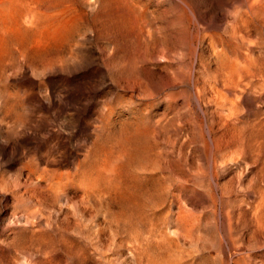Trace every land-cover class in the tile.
Returning <instances> with one entry per match:
<instances>
[{"label": "rangeland", "instance_id": "1", "mask_svg": "<svg viewBox=\"0 0 264 264\" xmlns=\"http://www.w3.org/2000/svg\"><path fill=\"white\" fill-rule=\"evenodd\" d=\"M262 1L0 0V264H264Z\"/></svg>", "mask_w": 264, "mask_h": 264}, {"label": "bare ground", "instance_id": "2", "mask_svg": "<svg viewBox=\"0 0 264 264\" xmlns=\"http://www.w3.org/2000/svg\"><path fill=\"white\" fill-rule=\"evenodd\" d=\"M251 1H253V0H249V2L250 3H248L249 4V6H248V9H249V7H250V9H252V11L254 10V5H253V2H251ZM264 1V0H263ZM263 1H262V3L261 4H263L264 5V3H263ZM261 2V1H260ZM253 5V6H252ZM259 10H255V11H253L255 14H256V12H258ZM249 13H250V11H248ZM250 15V14H249ZM262 15H264V13L262 14ZM253 16V15H252ZM148 29V27L145 29V30H147ZM150 30V29H149ZM148 31V30H147ZM155 31V30H154ZM142 32V31H141ZM158 32V31H157ZM144 33V32H143ZM148 35H150V33H148ZM207 38V37H206ZM146 42V41H145ZM202 43V42H201ZM211 43V42H210ZM205 44V43H204ZM148 45V44H147ZM147 47V46H146ZM219 47V46H218ZM221 47V46H220ZM147 48H149V47H147ZM214 49V48H213ZM153 52H154V50H153ZM144 55H145V51H144ZM227 55V54H226ZM151 58H152V55H151ZM223 58V57H222ZM149 60V59H148ZM143 61V60H142ZM223 61V60H222ZM233 61H235V60H233ZM247 62V61H246ZM245 61L243 62V63H246ZM236 63V62H235ZM241 63H242V61H241ZM242 63V64H243ZM237 64H239V66L238 67H240V63H238L237 62ZM242 64H241V66H242ZM223 65V64H222ZM236 65V64H235ZM245 65V64H244ZM243 67V66H242ZM236 71V70H235ZM234 71V72H235ZM247 71V70H246ZM249 71V70H248ZM225 72V71H224ZM223 72V73H224ZM240 71H238V72H236L237 74H236V76L238 75V77H240V75L238 74ZM248 73H250V72H248ZM246 75V74H245ZM226 77H227V75H225ZM249 76V75H248ZM247 76V77H248ZM229 77V76H228ZM239 79V78H238ZM243 79V78H242ZM228 80H231V78L230 79H228ZM237 80V79H236ZM239 81V80H238ZM253 81V80H252ZM245 82V81H244ZM243 81L241 82L242 84L244 83ZM225 82H223V83H221L222 85L224 84ZM231 83V81L229 82V84ZM245 83H247V82H245ZM245 83L243 84V86L245 85ZM254 83V82H253ZM232 84V83H231ZM240 84V83H239ZM248 84V83H247ZM251 84V83H250ZM227 86H228V84H227ZM234 85L232 84L231 85V87H232V89H233V91H234V89H236V88H234L233 87ZM241 86V85H240ZM229 87V86H228ZM245 87H247V85L245 86ZM240 87H238L237 89H239ZM228 88H226V90H227ZM215 91H216V89H215ZM237 91V90H236ZM238 91H240V89L238 90ZM234 93V92H233ZM233 93H232V95H233ZM199 98V97H198ZM200 99V98H199ZM227 106V105H226ZM237 106V105H236ZM235 108V107H234ZM219 110V109H218ZM219 113H221L220 111H218ZM234 112H235V110H234ZM229 114V113H228ZM232 115V114H231ZM235 115V114H234ZM223 116V115H222ZM229 118V117H228ZM230 118H232L231 116H230ZM224 119L225 120H227L225 117H224ZM244 119V118H243ZM264 121V120H263ZM263 121H261V122H263ZM228 121H226V123L224 124V126L223 127H219V125L215 122V121H211V123L209 124L210 125V131H211V136H212V148L210 149V150H212V153H215V152H222V151H224L229 145H231L233 142H231V140L233 141L234 139H235V136L234 135H237V129L238 128H242V124H244V122H242L241 120L239 121L238 120V118H235L234 120L233 119H231L230 120V125L232 126L231 127V129H230V131L232 130V131H234V134H231L230 133V131H228V127H230V125L227 123ZM250 122V121H249ZM248 122V123H249ZM261 122H260V124H261ZM251 123V122H250ZM246 124L245 123V126L247 127V128H249L250 130V132L252 133L253 132V130L255 129V124ZM260 124H257V126L258 125H260ZM263 124H264V122H263ZM264 126V125H263ZM262 127V126H261ZM260 127V128H261ZM224 128H226L225 130H224ZM244 129H245V127H243ZM244 129H242V132H243V130ZM240 130V129H239ZM247 130V129H246ZM241 132V131H240ZM229 135H233L232 137L231 136H229ZM211 136H209V137H211ZM263 136V135H262ZM246 137V136H245ZM247 137L248 138H250V139H248V141H246L244 144L242 143V147H243V149H244V152H245V154H248V158H253L256 154H259L260 152H261V149H260V146L259 145H257L255 142H254V140H253V136H252V134H248L247 135ZM237 138V137H236ZM241 138V137H240ZM263 139H264V136L262 137ZM246 140V139H245ZM241 142H242V140H241ZM216 187V186H215ZM219 187V186H218ZM219 189V188H218ZM221 192L223 193V194H225V188H223L222 186H221ZM228 191V190H227ZM220 192V191H219ZM213 194V193H212ZM252 196L254 197V202H255V204H254V202H253V204H251L250 205V209H251V211H253V213L251 214L252 216H253V224H255L254 226H255V229H257L259 232H262V234L264 235V187H261V186H259V185H257L256 187H254L253 189H252ZM221 197H224V196H221ZM219 202V201H218ZM216 203V202H215ZM223 204V203H222ZM223 216H224V214H223ZM228 217H229V219L231 220V216H230V214H228ZM222 219H224V218H222ZM228 219V218H227ZM232 222V221H231ZM232 224V223H231ZM231 230V229H230ZM256 231V230H255ZM256 234V233H255ZM260 234V233H259ZM231 236V235H230ZM237 250V249H236ZM240 254V253H239ZM233 257V256H232ZM229 263V262H228ZM232 263V262H231ZM263 264V263H262Z\"/></svg>", "mask_w": 264, "mask_h": 264}]
</instances>
